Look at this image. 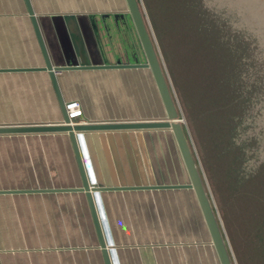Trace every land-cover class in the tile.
<instances>
[{"label":"crops","instance_id":"1","mask_svg":"<svg viewBox=\"0 0 264 264\" xmlns=\"http://www.w3.org/2000/svg\"><path fill=\"white\" fill-rule=\"evenodd\" d=\"M30 3L53 65L145 60L125 0ZM43 65L24 0H0V125L61 120L48 71L38 69ZM55 76L64 102H80L84 121L80 123L165 116L148 67L71 68L57 71ZM84 147L100 185L188 181L167 129L90 131L84 134ZM246 167L239 178L223 177L225 183L217 179L222 190H234L226 199L230 211L226 216L240 237L248 222L246 199L237 197L238 190L244 187L264 193V156ZM79 182L66 133L0 134V191H8L0 192V264H104L84 193L36 190L73 187ZM123 194V210L111 202L107 206L115 237L135 242L115 246L119 264H219L213 247L206 246L208 231L190 189H142ZM260 196L263 210L264 196ZM220 218L233 263H251L249 243L241 241L236 256L221 212ZM262 229L263 234L254 236L257 253L261 249L264 254ZM249 233L252 237L253 232ZM148 245L162 249L139 252Z\"/></svg>","mask_w":264,"mask_h":264},{"label":"rangeland","instance_id":"2","mask_svg":"<svg viewBox=\"0 0 264 264\" xmlns=\"http://www.w3.org/2000/svg\"><path fill=\"white\" fill-rule=\"evenodd\" d=\"M232 1L239 11L245 10V23L254 27L264 43V0ZM216 2L218 0H141V6L178 103L179 119L219 220L220 212L222 214L233 253L239 257L240 244L244 241L252 250L249 264H264V254L261 249L257 253L254 236L263 234L262 190H243L244 187L238 190L237 197L246 199L244 213L248 222L242 237L226 216L230 212L226 199L232 197L234 190H222L220 180L225 181L229 175H241L240 172L247 170L246 166L257 154L250 150L245 152L240 147L234 140L236 131L232 128V121L230 123L228 118H223L222 104L231 102L228 96L235 93L232 85L236 80L233 68L236 54L242 57L243 62V52L248 54L249 51L244 50L237 35L233 36L228 27L226 30L221 25L216 17L221 15L219 10H210ZM197 32H200L198 38L194 35ZM196 50L200 51L194 53ZM259 156H264V141ZM249 232H253L252 237ZM205 242L206 246L212 247L210 238ZM199 246L204 245L199 243ZM246 256L249 257L248 253Z\"/></svg>","mask_w":264,"mask_h":264},{"label":"water","instance_id":"3","mask_svg":"<svg viewBox=\"0 0 264 264\" xmlns=\"http://www.w3.org/2000/svg\"><path fill=\"white\" fill-rule=\"evenodd\" d=\"M27 13L32 22V26L38 40V44L43 55L44 65L38 69L48 71L50 80L56 94L58 104L61 111V120L56 123H40V124H23V125H0V134L3 133H28V132H63L69 137L72 150L76 159L80 182L79 185L73 187L55 188V189H36L45 191H67L84 193L89 212L92 217L94 230L96 232L98 246L101 250L104 264H119L118 251L115 246L134 245L132 239L119 240L115 237L112 228L110 214L107 210L108 203L123 210L125 207L124 191L142 190V189H173V188H191L196 198L197 204L201 211L204 223L206 225L212 247L216 254L219 264H234L227 246V242L220 224L217 212L207 192V187L203 174L199 168V164L192 152L185 129L179 120V107L171 90L170 82L164 71L161 58L159 56L156 44L146 22L141 0H125L127 12L132 19L134 29L137 33L144 61L134 62H116L100 64H60L53 65L49 58L38 17L32 9L30 0H24ZM97 67H148L152 73L156 88L158 90L162 105L164 107L165 116L160 119L151 120H135V121H114V122H88L70 124L67 116L64 99L62 98L55 72L71 68H97ZM143 129H168L171 131L175 140L177 149L184 164L188 181L182 184H136V185H100L96 182L92 173L90 162L87 160L84 151V134L90 131H109V130H143ZM15 191V190H13ZM22 191V190H21ZM27 191V190H24ZM30 191V190H28ZM8 192V191H0ZM106 212V214H105ZM107 215V217H106ZM108 222H106V220ZM123 245V244H122ZM162 247H166L162 246ZM162 248L156 249V246H141L139 252H159ZM169 250V249H168ZM172 251V249H170Z\"/></svg>","mask_w":264,"mask_h":264},{"label":"trees","instance_id":"4","mask_svg":"<svg viewBox=\"0 0 264 264\" xmlns=\"http://www.w3.org/2000/svg\"><path fill=\"white\" fill-rule=\"evenodd\" d=\"M218 3L220 7L216 5ZM218 3L212 4L210 10L212 12L219 10L221 15L216 17L221 25L226 30L228 27L229 33L233 36L237 35L241 46L249 51L248 54L243 52V62L242 57L236 54L235 65L233 64L236 80H233L234 85H232L235 95L233 98V94L231 97L228 96L231 102L225 101L222 104L221 109H224L222 114L224 119H229L227 122L232 121V128L236 131L234 140L245 152L250 150L257 154L254 155L256 159L264 141V43L254 27L245 23V10L239 11L232 0H218ZM198 34L200 35V32L194 35L198 38ZM197 51L200 50L194 53ZM245 67H248L246 71Z\"/></svg>","mask_w":264,"mask_h":264},{"label":"built area","instance_id":"5","mask_svg":"<svg viewBox=\"0 0 264 264\" xmlns=\"http://www.w3.org/2000/svg\"><path fill=\"white\" fill-rule=\"evenodd\" d=\"M65 110L70 120V124L84 122L82 117V108L80 102L76 99H70L65 101ZM181 121V119H179Z\"/></svg>","mask_w":264,"mask_h":264},{"label":"bare ground","instance_id":"6","mask_svg":"<svg viewBox=\"0 0 264 264\" xmlns=\"http://www.w3.org/2000/svg\"><path fill=\"white\" fill-rule=\"evenodd\" d=\"M83 144H84V141H83ZM84 151H85V149H84ZM85 155H86V151H85ZM89 162H90V160H89ZM183 183H185V182H183ZM178 184H182V182H179ZM181 189H191V188H181ZM191 192H193V190H191ZM156 249H159V246H156Z\"/></svg>","mask_w":264,"mask_h":264}]
</instances>
